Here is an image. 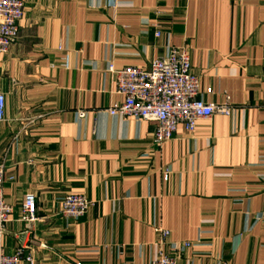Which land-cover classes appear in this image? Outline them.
<instances>
[{
  "label": "crops",
  "instance_id": "0c3cea01",
  "mask_svg": "<svg viewBox=\"0 0 264 264\" xmlns=\"http://www.w3.org/2000/svg\"><path fill=\"white\" fill-rule=\"evenodd\" d=\"M22 1L20 38L0 55V164L14 208L5 252L23 246L34 264H147L159 226L169 244H191L168 246L178 264H264V0ZM184 46L201 90L212 89L204 100L227 95L233 112L194 133L180 125L158 146L154 122L108 113L123 99L108 66L147 68ZM71 193L93 202L82 218L61 214Z\"/></svg>",
  "mask_w": 264,
  "mask_h": 264
},
{
  "label": "built area",
  "instance_id": "2783aa9c",
  "mask_svg": "<svg viewBox=\"0 0 264 264\" xmlns=\"http://www.w3.org/2000/svg\"><path fill=\"white\" fill-rule=\"evenodd\" d=\"M24 17L22 0H0V55L8 53L20 38V22ZM157 31L156 35L160 36ZM63 66L69 68V56L63 58ZM108 70L114 74L116 92L122 101L114 102L108 109L111 116H122L138 121H150L156 124L153 136L154 144L160 146L173 139L179 126L189 133H194L198 122L208 121L215 115L230 116L233 106L229 96L221 103H207L205 94H211V88L201 90L200 79L192 72L189 49L170 47L166 54L154 59L150 66H121L111 63ZM6 110L5 95L0 93V122L4 120ZM86 112L80 111L84 118ZM168 172L164 180H168ZM13 178H9L11 180ZM5 167L0 164V264H34L31 254L25 253L23 246L17 247L12 254H7L3 238L14 208L4 197ZM93 202L84 194L71 193L62 200L61 214L64 217L82 218L92 207ZM21 220L28 229L38 220L37 206L33 195H26L21 210ZM157 239L154 244L155 254L147 264H178L177 256L170 255L167 248L181 252L190 243L169 244L170 231L155 226ZM81 264V263H79Z\"/></svg>",
  "mask_w": 264,
  "mask_h": 264
}]
</instances>
